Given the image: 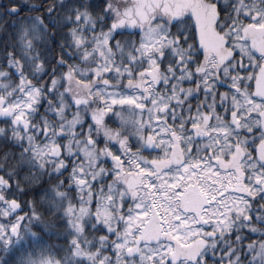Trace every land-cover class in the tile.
Masks as SVG:
<instances>
[{
	"label": "snow or ice",
	"instance_id": "snow-or-ice-1",
	"mask_svg": "<svg viewBox=\"0 0 264 264\" xmlns=\"http://www.w3.org/2000/svg\"><path fill=\"white\" fill-rule=\"evenodd\" d=\"M0 264H264V0H0Z\"/></svg>",
	"mask_w": 264,
	"mask_h": 264
}]
</instances>
